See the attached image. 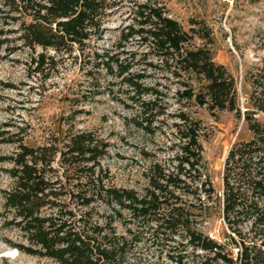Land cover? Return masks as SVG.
Returning a JSON list of instances; mask_svg holds the SVG:
<instances>
[{
    "label": "trees",
    "instance_id": "1",
    "mask_svg": "<svg viewBox=\"0 0 264 264\" xmlns=\"http://www.w3.org/2000/svg\"><path fill=\"white\" fill-rule=\"evenodd\" d=\"M117 13L115 38L100 44ZM210 42L209 30L195 22L185 29L158 0H0V49L27 48L34 72L78 63L82 101L106 92L149 135L163 115L174 117L171 154L147 161L141 189L114 182L102 162L108 138L77 128L74 115L37 144L0 122V145L12 147L0 151L10 179L0 188V223L18 234L3 241L56 264H264V58L245 71L242 108ZM194 106L232 111L251 133L229 147L220 191ZM215 219L221 225L210 233Z\"/></svg>",
    "mask_w": 264,
    "mask_h": 264
},
{
    "label": "rangeland",
    "instance_id": "2",
    "mask_svg": "<svg viewBox=\"0 0 264 264\" xmlns=\"http://www.w3.org/2000/svg\"><path fill=\"white\" fill-rule=\"evenodd\" d=\"M167 13L188 29L192 22L209 30L208 44L216 62L223 64L235 77L239 103L243 108L249 86L244 81L245 71L264 58V0H158ZM124 14L113 15L110 28L100 44L113 41ZM194 41L202 42L199 38ZM40 49V48H37ZM78 63H61L49 73L34 72L29 50L18 49L7 53L0 49V122L11 124L10 128L22 127L29 144H37L43 135L70 120L77 128L96 129L108 138L110 147L102 160L117 185L141 189L145 179L141 171L151 159H165L170 154L169 143L174 137V117L163 115L155 125L156 131L149 135L125 121L127 111L121 104L105 93L88 96L82 101L85 79L79 72ZM82 108L83 112L76 113ZM173 104L168 112H173ZM195 115L205 125L207 134L201 139L207 173L215 188L222 186L224 158L232 143L248 139L251 133L242 118L232 111L210 113L204 106H194ZM10 145H0L1 152H9ZM147 151L148 158L142 154ZM10 179L0 169V188L8 186ZM1 222V220H0ZM210 233H216L221 222H210ZM123 227L118 224V231ZM18 239L14 230L1 227L0 264H56L47 258L21 253L7 245L3 239ZM164 259V258H163Z\"/></svg>",
    "mask_w": 264,
    "mask_h": 264
},
{
    "label": "water",
    "instance_id": "3",
    "mask_svg": "<svg viewBox=\"0 0 264 264\" xmlns=\"http://www.w3.org/2000/svg\"><path fill=\"white\" fill-rule=\"evenodd\" d=\"M16 250V249H15ZM17 251V250H16Z\"/></svg>",
    "mask_w": 264,
    "mask_h": 264
}]
</instances>
